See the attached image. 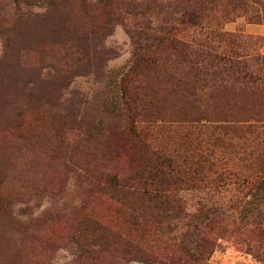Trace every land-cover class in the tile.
Returning a JSON list of instances; mask_svg holds the SVG:
<instances>
[{"label":"rangeland","instance_id":"obj_1","mask_svg":"<svg viewBox=\"0 0 264 264\" xmlns=\"http://www.w3.org/2000/svg\"><path fill=\"white\" fill-rule=\"evenodd\" d=\"M155 31L188 55L156 51L133 78V139L122 78ZM195 52L202 71L183 66ZM224 55L239 68L211 59ZM142 142L200 174L176 190L178 221L98 185L139 175ZM147 254L264 264V0H0V264H155Z\"/></svg>","mask_w":264,"mask_h":264},{"label":"trees","instance_id":"obj_2","mask_svg":"<svg viewBox=\"0 0 264 264\" xmlns=\"http://www.w3.org/2000/svg\"><path fill=\"white\" fill-rule=\"evenodd\" d=\"M197 1V0H196ZM232 8L234 10H240L243 8V3L237 2L234 3ZM164 31H155L153 34H164ZM165 37H156L153 39V42L151 45L146 46L144 49L142 48V52L138 53V56L135 58V61L133 63V66L130 68L128 73L124 75L122 78V87L124 90V96H125V105L127 107L126 109V119L128 121V134L133 139H140L143 138V131L139 129V126L141 123H137L134 118L135 109L136 106H134V95L135 92L138 90L139 86L133 85V78L137 76H143L147 77V74L152 69V65L155 64L154 62V54L156 51H162L164 50L169 51L171 53H174L176 57H180L181 55H184L187 53L188 50V44H185L183 42H180L179 40L175 39L172 31L166 32ZM173 35V37H172ZM161 53V52H160ZM188 55V53H187ZM195 56V59H191V56H184V65L191 71H202V56L200 58V55L195 52L193 53ZM198 56V60H196V57ZM225 57H212V61L217 58L218 65H229V68H239L236 66H239L240 63H235L231 60H228L226 55ZM200 58V59H199ZM203 63L206 65L205 69L208 68L210 65V62L203 61ZM177 65V63H176ZM245 68V66H244ZM246 69V68H245ZM147 113V112H146ZM141 115V114H140ZM142 146L144 148V152L147 155V162L142 165L143 171L139 173V175H128L119 177L117 175L111 176L109 179H101L99 181V187L103 188L108 194L110 195H117L118 197H121L123 201L133 199L131 202L126 203V205H134V200H142V202H145L146 204H150L149 207L151 209V213L153 216L161 217L166 219H173L177 218L175 214H173V210L175 209L171 206V203L174 202V199H176L175 193L177 189H181L182 187L186 185H195V181L197 177H200L198 171L196 169L193 172H187L185 170L179 169L178 165L176 164V161L173 157L160 154L159 152L155 151L151 148L147 142H142ZM210 149H207L206 156L203 157L206 161H209L211 158V155H209ZM135 171L133 170L134 173ZM204 174L202 172V178H198L199 180H202V183L205 182ZM223 176H218L216 178V182L220 183L222 182ZM170 211V212H169ZM176 212V211H175ZM174 215V216H172ZM178 215V214H177ZM182 212H179L178 217H181ZM202 218L209 216L210 212L209 210H204L202 212ZM184 217L191 218L196 225L197 221L199 220V216H193L189 214H184ZM137 219H132L128 224L138 227L140 224L139 222H136ZM93 230L97 233H100L102 235L109 234L111 230L108 228H102L98 223L94 222ZM115 235H119L118 232H113ZM128 242V241H127ZM130 246L129 242L126 244L125 248H128ZM208 247V246H207ZM128 250V249H127ZM143 250V249H142ZM141 250V251H142ZM144 251V250H143ZM145 253V251H144ZM149 255V254H147ZM150 256V257H149ZM149 260L153 261L155 264H166L162 259L154 256L149 255ZM158 258V260H157ZM193 262L195 264L198 263L199 256H195L193 259Z\"/></svg>","mask_w":264,"mask_h":264}]
</instances>
